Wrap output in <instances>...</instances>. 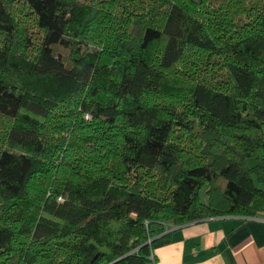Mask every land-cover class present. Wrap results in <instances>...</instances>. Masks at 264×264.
Segmentation results:
<instances>
[{"label":"trees","instance_id":"16d2710c","mask_svg":"<svg viewBox=\"0 0 264 264\" xmlns=\"http://www.w3.org/2000/svg\"><path fill=\"white\" fill-rule=\"evenodd\" d=\"M262 211L264 0H0V264Z\"/></svg>","mask_w":264,"mask_h":264},{"label":"crops","instance_id":"0c3cea01","mask_svg":"<svg viewBox=\"0 0 264 264\" xmlns=\"http://www.w3.org/2000/svg\"><path fill=\"white\" fill-rule=\"evenodd\" d=\"M171 240L146 264H264V211L172 226Z\"/></svg>","mask_w":264,"mask_h":264},{"label":"built area","instance_id":"2783aa9c","mask_svg":"<svg viewBox=\"0 0 264 264\" xmlns=\"http://www.w3.org/2000/svg\"><path fill=\"white\" fill-rule=\"evenodd\" d=\"M152 257H153V255H152Z\"/></svg>","mask_w":264,"mask_h":264}]
</instances>
